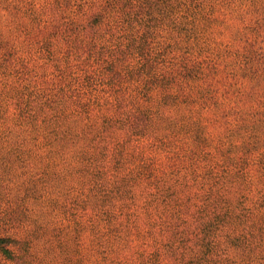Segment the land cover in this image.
<instances>
[{
  "label": "trees",
  "instance_id": "obj_1",
  "mask_svg": "<svg viewBox=\"0 0 264 264\" xmlns=\"http://www.w3.org/2000/svg\"><path fill=\"white\" fill-rule=\"evenodd\" d=\"M0 264H264V0H0Z\"/></svg>",
  "mask_w": 264,
  "mask_h": 264
}]
</instances>
